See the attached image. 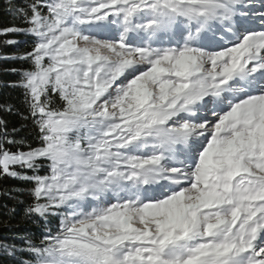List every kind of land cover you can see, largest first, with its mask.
Here are the masks:
<instances>
[{
  "label": "snow or ice",
  "instance_id": "1",
  "mask_svg": "<svg viewBox=\"0 0 264 264\" xmlns=\"http://www.w3.org/2000/svg\"><path fill=\"white\" fill-rule=\"evenodd\" d=\"M6 7L38 143L0 120V175L46 228L23 264H264V0Z\"/></svg>",
  "mask_w": 264,
  "mask_h": 264
},
{
  "label": "trees",
  "instance_id": "2",
  "mask_svg": "<svg viewBox=\"0 0 264 264\" xmlns=\"http://www.w3.org/2000/svg\"><path fill=\"white\" fill-rule=\"evenodd\" d=\"M14 3L23 4L26 0H13ZM8 0H0V28L13 24H20L14 20L7 9ZM5 39H14L16 45H5ZM32 37L23 33H14L9 36H0V120L7 126L9 138L24 139L34 146L38 143L33 119L24 102L23 89L15 86L19 76L12 69L27 67L22 61L4 58L6 55H15L30 50ZM15 129V131H13ZM15 150V149H13ZM32 185L20 179L7 175H0V244H15L18 251L14 256L0 253V264H23L31 259L23 251V241L26 237L39 240L46 231L44 221L27 213L32 203L30 189ZM51 227L58 224V218H49Z\"/></svg>",
  "mask_w": 264,
  "mask_h": 264
}]
</instances>
